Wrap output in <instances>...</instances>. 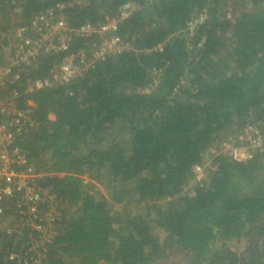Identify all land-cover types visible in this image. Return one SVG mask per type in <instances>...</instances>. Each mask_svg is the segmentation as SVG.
<instances>
[{"label": "trees", "instance_id": "obj_1", "mask_svg": "<svg viewBox=\"0 0 264 264\" xmlns=\"http://www.w3.org/2000/svg\"><path fill=\"white\" fill-rule=\"evenodd\" d=\"M126 4L136 8L117 35L128 50L83 76L20 94L26 79L50 80L66 56L94 51L98 33L12 66L2 98L34 103L35 123L17 143L53 196L41 212L54 218L37 263L39 233L7 210L15 220L0 229V264H264V154L218 157L202 183L192 172L209 149L264 124V0H0V67L16 54L8 43H22L17 29L36 42L33 23L56 21L49 9L76 30ZM248 236L240 257L232 242Z\"/></svg>", "mask_w": 264, "mask_h": 264}, {"label": "built area", "instance_id": "obj_2", "mask_svg": "<svg viewBox=\"0 0 264 264\" xmlns=\"http://www.w3.org/2000/svg\"><path fill=\"white\" fill-rule=\"evenodd\" d=\"M85 1L81 0V3ZM58 8L64 7L58 6ZM135 8L136 6L132 4H126L119 9L116 16L107 19L104 24L97 27L87 22L76 30L69 28L63 19L56 17V9L52 8L48 10V14L56 21L40 17L33 23L34 32L41 36L38 41L32 42L25 35V29H17L13 36L22 43H8L10 50L14 49L16 54L9 58L8 61L12 62L10 65L6 63L5 66L0 67V229L8 232L12 230L11 224L15 217H5L7 210L10 209L20 216L24 224L31 226L39 233V241L31 249L32 257L37 263H40V258L45 252V241L50 242L52 237L51 231L50 235L44 233L45 222L52 221L54 218L53 211L41 212V205L46 203L49 205L53 202V196L36 185L37 175L26 152L17 143L35 123L32 117L34 103L28 101L25 109L17 108V103L13 101L19 98L18 93H13L8 99L2 98L3 85L12 74V66L15 65L18 68L31 66L41 54L67 50L73 34L90 37V34L98 33L100 44L95 45L96 49L90 53L81 49L75 54L66 56L51 70L50 80L26 79L24 90L20 93L22 96L51 86L53 83H69L87 73L95 62L105 59L110 54L117 55L127 51L129 46L117 35V30L119 24L129 18ZM204 19L205 15L199 14L189 23L190 31ZM17 79L19 76L15 75L13 80L17 82ZM206 154L207 162L193 167V181L196 183H202L207 179L209 170L215 168L213 161L218 157L241 163L264 154V124L260 122L248 124L238 136L228 137L209 149ZM50 209L54 210V207ZM35 252L38 253L35 254ZM8 259L17 263L21 261V258L14 254H10ZM22 262L27 263L28 260L22 257Z\"/></svg>", "mask_w": 264, "mask_h": 264}, {"label": "rangeland", "instance_id": "obj_3", "mask_svg": "<svg viewBox=\"0 0 264 264\" xmlns=\"http://www.w3.org/2000/svg\"><path fill=\"white\" fill-rule=\"evenodd\" d=\"M85 182L88 183L90 180H88L86 177H85ZM99 186V189L104 193V194H107V191L106 189H104L101 185H98ZM119 209V207H118ZM249 238L250 236L248 237H245L244 239L240 240V241H234L232 242V244H234L235 248L237 249V252L239 254L240 257H243V254H244V251L246 249V247L248 246V244L251 242L249 241ZM38 252H35V254H37Z\"/></svg>", "mask_w": 264, "mask_h": 264}]
</instances>
